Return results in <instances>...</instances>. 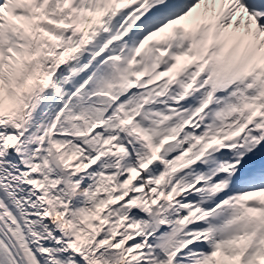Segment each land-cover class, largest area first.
<instances>
[{"label": "snow or ice", "instance_id": "obj_1", "mask_svg": "<svg viewBox=\"0 0 264 264\" xmlns=\"http://www.w3.org/2000/svg\"><path fill=\"white\" fill-rule=\"evenodd\" d=\"M0 264H264V0H0Z\"/></svg>", "mask_w": 264, "mask_h": 264}]
</instances>
